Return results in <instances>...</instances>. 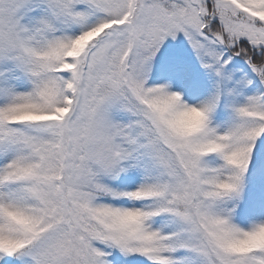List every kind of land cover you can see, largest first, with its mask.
I'll use <instances>...</instances> for the list:
<instances>
[{"label": "snow or ice", "instance_id": "snow-or-ice-1", "mask_svg": "<svg viewBox=\"0 0 264 264\" xmlns=\"http://www.w3.org/2000/svg\"><path fill=\"white\" fill-rule=\"evenodd\" d=\"M0 264H264V0H0Z\"/></svg>", "mask_w": 264, "mask_h": 264}]
</instances>
